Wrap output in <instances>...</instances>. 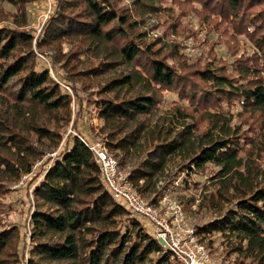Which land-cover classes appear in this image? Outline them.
I'll use <instances>...</instances> for the list:
<instances>
[{
    "label": "trees",
    "instance_id": "trees-1",
    "mask_svg": "<svg viewBox=\"0 0 264 264\" xmlns=\"http://www.w3.org/2000/svg\"><path fill=\"white\" fill-rule=\"evenodd\" d=\"M5 1L20 14L0 24V194L1 181H17L43 158L40 143L57 149L61 142L47 121L69 120L71 95L40 66L33 44L42 55L45 48L63 54L68 44V61L98 58L87 75L117 73L86 103L105 128L126 134L108 142L122 155L119 166L144 152L127 173L130 185L157 204L165 188H157L159 177L179 161L186 188L209 181L217 206L229 205L197 226L199 240L217 235L227 253L264 264V0H53L35 43L25 19L33 0ZM185 9L200 16L206 34L234 44L231 62L212 48L191 61L176 45L165 53L164 41L146 38L147 17H166L177 32ZM167 94L173 100L162 109ZM161 109L165 121L148 129L143 119ZM192 174L205 181H191ZM32 194L28 242L15 226L2 229L0 264H177L111 197L79 136L51 159Z\"/></svg>",
    "mask_w": 264,
    "mask_h": 264
},
{
    "label": "rangeland",
    "instance_id": "rangeland-1",
    "mask_svg": "<svg viewBox=\"0 0 264 264\" xmlns=\"http://www.w3.org/2000/svg\"><path fill=\"white\" fill-rule=\"evenodd\" d=\"M124 3L126 5L129 4L128 1ZM52 6L53 0H33L25 4L26 27L33 34L34 43L48 15L52 11ZM196 7L200 9V6L196 5ZM19 14L18 5H12L5 0H0V24H5V21H9V19L10 21L13 18L15 19ZM178 14L179 12L176 10L175 15ZM170 21L172 22V20L163 16L160 19L147 17L144 27L147 39L153 40L159 38L164 41L166 44L165 53L168 50H176L173 47V45H176L178 51L187 56L191 61L196 58H202L204 60L212 48L213 55L218 59L232 61L233 58L230 54V49L234 44L218 39L217 33L206 34L204 26H201L203 29L200 28L199 22H201V19L197 13L185 9L184 16L179 19L180 30L177 32L170 26ZM213 41L217 42L211 45ZM241 45H244L246 50H251L249 43L243 37L241 38ZM33 49L37 53L40 66L48 68L50 76L64 87L71 95L72 101L69 120L53 118L47 121L48 127L55 129L62 137L58 148L48 149L46 145L49 142L44 140L43 143L39 144V147L45 150V154L42 159L35 162L31 170L32 174L28 179H22L24 175L22 174L15 182L7 180L1 181L5 191L3 194H0V231L15 226L19 229L26 243L28 242L29 217L34 205L33 188L43 176L44 171L48 169L51 159L62 152L65 147H70L74 136H79L88 145L98 143L100 146L105 147L108 153L114 156L116 161L119 162L122 156L121 153L115 152L108 145V142L126 135L124 132H119L117 128L112 131L105 128L98 117L94 116L92 107L86 103V98H99L97 94L99 88L107 79L115 76L117 73L109 72L100 77H94L90 74L87 75V69L95 66L98 58L87 53L86 56L80 55L78 59L68 61L63 56L65 55L64 53L71 49L68 44L62 46L63 54H57L51 48H45V54L42 55L36 50L37 48H35L34 44ZM49 55L53 58L56 56L54 58V65L51 64ZM215 63L217 64V61ZM56 73L61 77H56ZM108 95L111 97L113 94ZM172 100L173 96L167 94L162 109H166ZM162 109L151 118L143 119V123L148 129L153 128L155 125H160L165 121V111ZM110 131L112 132L111 136H109ZM132 154L122 166L120 165L121 170L126 174L140 161L144 152L134 151ZM178 162L175 160L173 164L168 165L164 173L159 177L157 188L162 190L165 187L163 193H167L168 196L181 203L188 221L197 229V226H201L216 218L221 212L223 213L224 209L229 205L225 204L223 207L217 206L219 205V200L215 194V190L209 185V181L204 180V176L192 174L190 179L191 181H205V187L201 185L196 189L186 188L182 180L185 177V173L177 172ZM221 208L223 210H220ZM137 218L141 221L145 230L153 234L154 226L142 217ZM209 238L211 239V244H209ZM209 238L204 240L205 245L210 249L212 254L222 256L227 263L240 264L242 262V264H257V261L238 257L236 253H227L228 250L225 242H222L221 238L217 235H212Z\"/></svg>",
    "mask_w": 264,
    "mask_h": 264
},
{
    "label": "built area",
    "instance_id": "built-area-1",
    "mask_svg": "<svg viewBox=\"0 0 264 264\" xmlns=\"http://www.w3.org/2000/svg\"><path fill=\"white\" fill-rule=\"evenodd\" d=\"M89 149L111 197L122 204L131 216L142 217L154 226L156 240L170 252L177 264H229L222 256L212 254L199 240L197 229L188 221L181 203L162 193L157 204H151L150 198L142 197L130 185L127 174L105 147L96 143L89 145ZM31 174H24L22 179H28Z\"/></svg>",
    "mask_w": 264,
    "mask_h": 264
}]
</instances>
